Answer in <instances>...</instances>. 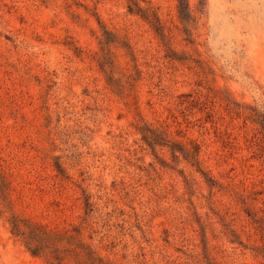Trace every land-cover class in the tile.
Instances as JSON below:
<instances>
[{"label":"rangeland","instance_id":"374dc122","mask_svg":"<svg viewBox=\"0 0 264 264\" xmlns=\"http://www.w3.org/2000/svg\"><path fill=\"white\" fill-rule=\"evenodd\" d=\"M253 109L264 0H0V264H264Z\"/></svg>","mask_w":264,"mask_h":264},{"label":"trees","instance_id":"16d2710c","mask_svg":"<svg viewBox=\"0 0 264 264\" xmlns=\"http://www.w3.org/2000/svg\"><path fill=\"white\" fill-rule=\"evenodd\" d=\"M152 25L154 27V29L158 32V34L163 35V24L161 22V18L159 15L153 13V19H152ZM253 115H254V119H256V121L260 124L261 127V132L263 134V138H264V113L260 112L258 110L253 109ZM151 132H154L152 130H150ZM143 134V138L144 140L149 144V145H154L155 142V137H153V134H149L147 131H142ZM193 143L192 147H185L184 149H181L182 152L185 155V158L188 161L192 162V165L197 166L198 170L202 171L201 167H200V152H201V146L196 142V141H191ZM262 152L264 153V144L262 145Z\"/></svg>","mask_w":264,"mask_h":264}]
</instances>
